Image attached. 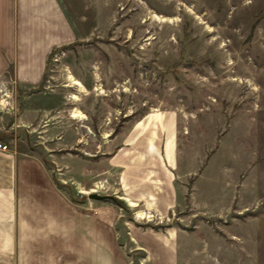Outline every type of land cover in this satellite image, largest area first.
<instances>
[{"label": "rangeland", "instance_id": "rangeland-1", "mask_svg": "<svg viewBox=\"0 0 264 264\" xmlns=\"http://www.w3.org/2000/svg\"><path fill=\"white\" fill-rule=\"evenodd\" d=\"M59 1L75 39L50 53L37 86L0 80L6 150H37L77 201L141 222L166 215L158 194L170 180L159 159L137 156L176 155L173 182L187 202L171 214L188 228L202 216L212 250L206 228H222L216 211L241 185L221 218H251L230 223L242 241L222 242L220 258L264 264V0ZM141 184L156 209L118 198Z\"/></svg>", "mask_w": 264, "mask_h": 264}, {"label": "crops", "instance_id": "crops-1", "mask_svg": "<svg viewBox=\"0 0 264 264\" xmlns=\"http://www.w3.org/2000/svg\"><path fill=\"white\" fill-rule=\"evenodd\" d=\"M75 37L59 0H0V80L9 77L19 87L37 86L51 51ZM28 148L23 152L0 149V264H225L219 254L226 247L222 242L230 241L231 246L232 241H242L229 231L230 223L251 218H221L239 192L241 185H235L228 207L216 211L222 228L205 227L218 241L210 250L198 233L206 226L202 216L193 218L188 228L185 217L171 214L186 201L183 189L173 182L179 174L173 166L176 155L137 156L144 164L149 156L159 159L164 166L158 170L165 171L170 180L158 194L166 215L141 222L138 216L129 217L113 208L109 211L99 202L77 201L55 180L41 154ZM152 171L156 173L154 169L128 168L129 173ZM143 186L123 189L118 198L127 207L134 204H128L124 197L131 202L145 200L156 209L155 192ZM119 208L123 210L121 205ZM198 236L200 240L192 242Z\"/></svg>", "mask_w": 264, "mask_h": 264}, {"label": "water", "instance_id": "water-1", "mask_svg": "<svg viewBox=\"0 0 264 264\" xmlns=\"http://www.w3.org/2000/svg\"><path fill=\"white\" fill-rule=\"evenodd\" d=\"M104 195H99V194H96V193H90L89 194V197H93V198H101L103 197Z\"/></svg>", "mask_w": 264, "mask_h": 264}, {"label": "built area", "instance_id": "built-area-1", "mask_svg": "<svg viewBox=\"0 0 264 264\" xmlns=\"http://www.w3.org/2000/svg\"><path fill=\"white\" fill-rule=\"evenodd\" d=\"M0 149L1 150H6L7 149V145L5 143L0 142Z\"/></svg>", "mask_w": 264, "mask_h": 264}, {"label": "bare ground", "instance_id": "bare-ground-1", "mask_svg": "<svg viewBox=\"0 0 264 264\" xmlns=\"http://www.w3.org/2000/svg\"><path fill=\"white\" fill-rule=\"evenodd\" d=\"M74 83H77V84H80L81 85V83L79 82V81H75ZM73 115H77V113H74ZM142 213H139V215H141Z\"/></svg>", "mask_w": 264, "mask_h": 264}, {"label": "trees", "instance_id": "trees-1", "mask_svg": "<svg viewBox=\"0 0 264 264\" xmlns=\"http://www.w3.org/2000/svg\"><path fill=\"white\" fill-rule=\"evenodd\" d=\"M54 50V49H53ZM53 50L51 52H53Z\"/></svg>", "mask_w": 264, "mask_h": 264}]
</instances>
